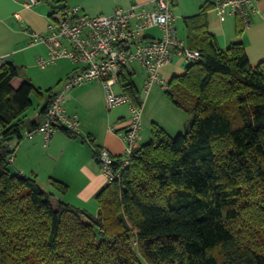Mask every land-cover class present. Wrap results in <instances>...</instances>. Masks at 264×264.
<instances>
[{
    "label": "trees",
    "instance_id": "1",
    "mask_svg": "<svg viewBox=\"0 0 264 264\" xmlns=\"http://www.w3.org/2000/svg\"><path fill=\"white\" fill-rule=\"evenodd\" d=\"M185 23L187 47L201 57L165 92L191 120L176 137L154 126L121 181L99 193L97 216L62 202L54 208L35 175L7 170L10 142L40 127L59 93L47 90L41 123L28 125L33 95L43 93L1 62L0 264H264V61L253 67L242 41L221 49L206 29V6ZM134 75L121 67L119 85L142 106ZM58 130L77 138L80 121L77 133Z\"/></svg>",
    "mask_w": 264,
    "mask_h": 264
},
{
    "label": "crops",
    "instance_id": "2",
    "mask_svg": "<svg viewBox=\"0 0 264 264\" xmlns=\"http://www.w3.org/2000/svg\"><path fill=\"white\" fill-rule=\"evenodd\" d=\"M155 1L33 0L32 6L27 7L24 0H0V61L10 62L21 68L33 84L38 83L41 86L39 89H53L54 85H59V90L53 89L54 93L63 92L65 82L79 67L64 59L52 65H55L53 71H38V68H41L38 65V60L47 57L48 49L45 45L33 43L35 35H48L50 33L49 26L54 18L60 14H66L72 7H79L81 13L90 16L112 15L119 8L128 9L134 5L146 6L151 9L155 7ZM69 2H71V7L68 6ZM52 3L55 5L65 3L67 7L65 10H60ZM213 5L214 0H173L171 7L175 16L173 26L176 33H178V29L181 31V35H177L186 46H188V30L185 19L199 14L204 6L207 8V25H204L209 32L216 36L221 49L225 50L224 48L228 47L230 40L235 41L239 38V35L232 38L230 32L228 33V30L234 29V27L237 30L238 21L236 18H234L235 26H225L219 21L221 29L215 30L219 19ZM175 11H179V15L176 16ZM179 19L182 20L181 24L178 23ZM251 20L252 25L244 31L242 42L251 65L255 67L264 61V0H257L256 13L252 15ZM161 36L159 28H151L144 32L143 41L160 39ZM138 63L140 64V62ZM127 67L133 72L130 64ZM185 68L186 64L176 57L171 64L161 68L160 76L164 82L169 83L174 78L183 76ZM49 72L55 76L53 78L52 75H48L51 80L44 76ZM15 84L20 85L21 81L16 80ZM39 102L38 111L31 115L27 114L28 125H31L32 122L41 123L43 119L40 112L47 103V95L39 96ZM65 108L69 114L77 115L80 121L78 137L71 138L63 132L58 133L57 131L48 146H45L43 136L40 134L36 135L33 140L13 139L10 142L11 148L15 149L12 164L22 175H35L39 185L49 193L53 188L51 179L61 173L60 175L69 177H83L86 179L85 189L88 188L90 194L96 195L106 188L105 179H108L101 171L97 158H95L96 153L100 149H107L116 158H121L124 155L125 143L122 136L130 122L131 108L128 104H123L111 110L107 109L106 93L102 83L98 81L89 82L70 90L66 94ZM143 138L148 139V134L142 133ZM40 175L49 179L46 185L44 184L45 186L40 184ZM67 183L70 190L71 186L69 182ZM60 202L61 200L52 196L54 208H57ZM95 213L93 212L97 216Z\"/></svg>",
    "mask_w": 264,
    "mask_h": 264
},
{
    "label": "built area",
    "instance_id": "3",
    "mask_svg": "<svg viewBox=\"0 0 264 264\" xmlns=\"http://www.w3.org/2000/svg\"><path fill=\"white\" fill-rule=\"evenodd\" d=\"M24 1L27 7L33 4V0ZM170 1L156 0L155 7L151 9L134 5L128 9L119 8L112 15L98 16L81 13L79 7H74L54 18L48 35H35L33 43L45 45L48 49L47 57L38 60L39 67L45 69L64 59L83 67L67 81L63 92L56 96L43 124L35 131L25 132L24 136L32 140L40 134L45 146H48L59 126L74 133L79 132L77 116L66 111V94L85 83L98 81L104 87L109 110L123 104L131 108L130 122L122 136L124 155L117 159L107 149H101L97 156L101 171L109 181L120 182L133 152L142 141V106H135L128 95L115 91V86L119 85L121 67L140 62L148 75L146 92L155 85L166 91L169 83L160 76L162 67L171 64L176 57L184 64L198 61L201 57L199 49L188 48L177 36ZM256 2L214 0L213 6L220 22L236 18L246 30L252 25ZM155 27L161 30V39L144 42L143 33ZM10 163H13V158H10Z\"/></svg>",
    "mask_w": 264,
    "mask_h": 264
},
{
    "label": "rangeland",
    "instance_id": "4",
    "mask_svg": "<svg viewBox=\"0 0 264 264\" xmlns=\"http://www.w3.org/2000/svg\"><path fill=\"white\" fill-rule=\"evenodd\" d=\"M69 7H71V2H69ZM73 8V7H72ZM177 8V7H176ZM173 8H171L172 10ZM175 9V8H174ZM173 12V10H172ZM176 16L179 15V11H175ZM236 20L234 18H230L227 20L225 23L222 25L225 26H235ZM178 23H182V20L179 19ZM219 20H217L215 30L220 28L219 26ZM221 29V28H220ZM219 30V29H218ZM178 35H181V31L178 29L177 31ZM230 32V36L237 37L238 33L236 30V27L234 29H229L228 33ZM243 34L239 35V38H237L235 41L239 42L242 41ZM235 41H229L228 47ZM226 48H224L226 50ZM60 63V62H59ZM55 66V65H54ZM54 66L49 67L45 70L38 68V71H46V70H54ZM54 67V68H53ZM130 68L133 70L135 73L134 75V81L136 84V87L138 88L139 91V96L140 100L142 102V133L148 134V139L143 138L141 143L146 144L150 141V137L152 136V132L154 130V126L157 125L159 128L163 129L165 132H167L171 137H176L178 134L182 133L185 131L186 125L188 122L191 120V117L188 113H186L183 110H180L176 108L173 103L170 101L168 98L166 92L162 90L158 85H155L151 91L148 93L146 92V71L144 70L143 66H141L138 62H134L130 64ZM48 75H52L54 78V74L49 72L48 74H45L46 79H50ZM66 83V82H65ZM35 87L39 89L41 86L38 85V83H34ZM65 85V84H64ZM45 87V86H43ZM59 85H54L53 89L57 90ZM48 90V89H47ZM47 90L45 88L40 89V93H43V95H47ZM59 90V89H58ZM115 91L118 93H122L123 90L120 85L115 86ZM33 101H34V107L28 112V114H32L34 112L38 111L40 102H39V95L34 94L33 95ZM108 109V108H107ZM116 130V129H114ZM61 130H58V133H61ZM13 165V164H12ZM61 174V173H60ZM58 175L56 174V177H53L51 179V184L52 181H58L61 182L65 185H67L69 182L71 188L70 190L68 189L67 193H63L54 187L51 188V194L54 195L55 199L58 198L61 200L62 203L66 205L73 206L75 208L81 209L85 211L86 213L95 216L93 212H96L95 214L98 215L99 213V201H98V195L99 193H96V195L90 194V191L85 189L86 186V179H84L81 176H67V175ZM24 175V174H23ZM37 178V177H36ZM105 179V178H104ZM40 184L43 186L46 185L47 180L49 179L46 178L44 175H40ZM106 185L105 187L110 185V181L108 179H105ZM45 184V185H44ZM72 184V185H71ZM68 186V185H67ZM102 191V190H101ZM90 194V195H89ZM55 206L56 203H54ZM136 246V244L134 243ZM2 264V263H1Z\"/></svg>",
    "mask_w": 264,
    "mask_h": 264
},
{
    "label": "water",
    "instance_id": "5",
    "mask_svg": "<svg viewBox=\"0 0 264 264\" xmlns=\"http://www.w3.org/2000/svg\"><path fill=\"white\" fill-rule=\"evenodd\" d=\"M52 5L57 7V9L65 10L67 5L65 3H62L61 5H55L52 3ZM7 170L12 174V176L20 175V171H18L13 165H10Z\"/></svg>",
    "mask_w": 264,
    "mask_h": 264
}]
</instances>
